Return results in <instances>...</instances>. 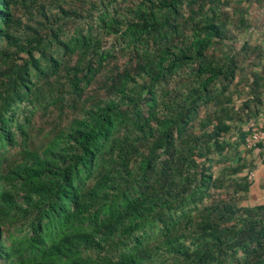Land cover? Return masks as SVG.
Returning a JSON list of instances; mask_svg holds the SVG:
<instances>
[{
  "label": "trees",
  "instance_id": "obj_1",
  "mask_svg": "<svg viewBox=\"0 0 264 264\" xmlns=\"http://www.w3.org/2000/svg\"><path fill=\"white\" fill-rule=\"evenodd\" d=\"M253 1L0 0V264H264Z\"/></svg>",
  "mask_w": 264,
  "mask_h": 264
},
{
  "label": "crops",
  "instance_id": "obj_2",
  "mask_svg": "<svg viewBox=\"0 0 264 264\" xmlns=\"http://www.w3.org/2000/svg\"><path fill=\"white\" fill-rule=\"evenodd\" d=\"M253 6L250 9V29L247 33L246 39L250 41L252 46H261L264 50V0H254ZM262 66L254 69L256 73L262 72L264 67V58L262 59ZM259 126H264V105L260 117ZM252 157L246 155V168L242 176H246L249 172L254 174L253 179L250 180L252 189L249 196V204H263L264 203V150L254 149L251 151ZM245 155V154H244ZM248 171V173H246Z\"/></svg>",
  "mask_w": 264,
  "mask_h": 264
},
{
  "label": "built area",
  "instance_id": "obj_3",
  "mask_svg": "<svg viewBox=\"0 0 264 264\" xmlns=\"http://www.w3.org/2000/svg\"><path fill=\"white\" fill-rule=\"evenodd\" d=\"M246 147L248 148H264V128L254 127L246 138ZM254 174L251 173L249 180L253 179Z\"/></svg>",
  "mask_w": 264,
  "mask_h": 264
},
{
  "label": "rangeland",
  "instance_id": "obj_4",
  "mask_svg": "<svg viewBox=\"0 0 264 264\" xmlns=\"http://www.w3.org/2000/svg\"><path fill=\"white\" fill-rule=\"evenodd\" d=\"M239 47V46H238ZM49 118V117H48ZM51 121V120H50ZM36 123H35V126H36V130L38 131V132H41V131H43L44 132V130H46L49 126H48V119L47 118H40V117H37L36 118V121H35ZM36 134V133H35ZM246 149H247V151H246V153L247 154H249V156L250 157H252L253 156V154L251 153V151H254V148H248V147H246ZM256 149H260V148H256ZM235 163V162H234ZM215 170H217V168L215 167ZM245 172V171H244ZM243 172V173H244ZM246 173H248V171L246 172ZM242 175V174H241ZM221 194V193H220ZM244 204H247V202L245 201L244 202Z\"/></svg>",
  "mask_w": 264,
  "mask_h": 264
}]
</instances>
